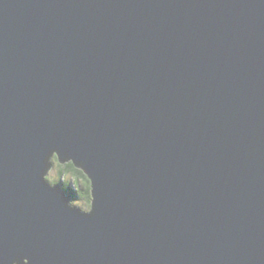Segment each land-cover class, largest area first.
Masks as SVG:
<instances>
[{
	"label": "water",
	"instance_id": "water-1",
	"mask_svg": "<svg viewBox=\"0 0 264 264\" xmlns=\"http://www.w3.org/2000/svg\"><path fill=\"white\" fill-rule=\"evenodd\" d=\"M54 145L85 161L91 217L42 181ZM15 256L264 264V0H0V264Z\"/></svg>",
	"mask_w": 264,
	"mask_h": 264
},
{
	"label": "clouds",
	"instance_id": "clouds-1",
	"mask_svg": "<svg viewBox=\"0 0 264 264\" xmlns=\"http://www.w3.org/2000/svg\"><path fill=\"white\" fill-rule=\"evenodd\" d=\"M60 151V147L58 145H54L44 154L42 159L43 167L40 172L41 179L46 186L49 189L54 190L57 195H60L61 193L68 195V198L64 201L65 207L69 210L78 212L80 215L91 217L95 212V196L92 195L85 201L80 195L77 197L68 194L69 185H72L77 189L76 183L67 182L68 176L71 175L76 177V182L80 179H82L85 183L88 182L89 177L84 171L86 170L85 161L81 158L79 163H77L76 157L70 153H65V159L63 161L66 163L63 165L58 164L56 162V157L58 154L60 159ZM72 161H75V165L71 163ZM87 173L89 174L88 171ZM61 176L64 178L61 179ZM91 182L94 187L92 177ZM11 264H30V261L27 256H15L11 260Z\"/></svg>",
	"mask_w": 264,
	"mask_h": 264
},
{
	"label": "rangeland",
	"instance_id": "rangeland-1",
	"mask_svg": "<svg viewBox=\"0 0 264 264\" xmlns=\"http://www.w3.org/2000/svg\"><path fill=\"white\" fill-rule=\"evenodd\" d=\"M56 162L58 164L60 163L59 160L57 159V157H56ZM60 178L63 179L64 177L61 176ZM67 182H69V183H76L77 189L75 190V193H76V196L77 197L80 195L82 197V199H84L85 201L88 199V197L85 196V194H84V192H85L84 181H81V183H78V182H76L74 180L73 176L70 175V176L67 177ZM73 188H75V187L73 186Z\"/></svg>",
	"mask_w": 264,
	"mask_h": 264
},
{
	"label": "trees",
	"instance_id": "trees-1",
	"mask_svg": "<svg viewBox=\"0 0 264 264\" xmlns=\"http://www.w3.org/2000/svg\"><path fill=\"white\" fill-rule=\"evenodd\" d=\"M73 165H75L73 162H71ZM61 165H63V163H59ZM65 164V163H64ZM86 174V173H85ZM87 175V174H86ZM74 180L76 181V177H74ZM81 181H83L82 179H80L78 181V183H81ZM84 185H85V196H87L88 198L91 197V183H90V179L88 180L87 183L84 182ZM75 190L76 188H73L72 185H69V189H68V194L72 195V196H76V193H75Z\"/></svg>",
	"mask_w": 264,
	"mask_h": 264
}]
</instances>
